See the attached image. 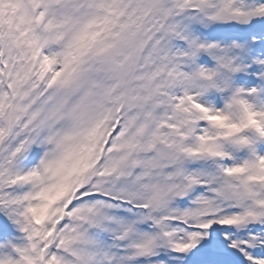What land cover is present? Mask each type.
I'll use <instances>...</instances> for the list:
<instances>
[{"label": "snow or ice", "instance_id": "1", "mask_svg": "<svg viewBox=\"0 0 264 264\" xmlns=\"http://www.w3.org/2000/svg\"><path fill=\"white\" fill-rule=\"evenodd\" d=\"M0 264H264V0H0Z\"/></svg>", "mask_w": 264, "mask_h": 264}]
</instances>
